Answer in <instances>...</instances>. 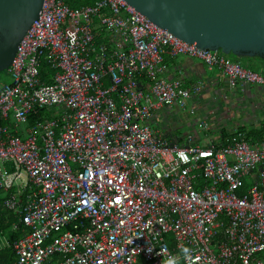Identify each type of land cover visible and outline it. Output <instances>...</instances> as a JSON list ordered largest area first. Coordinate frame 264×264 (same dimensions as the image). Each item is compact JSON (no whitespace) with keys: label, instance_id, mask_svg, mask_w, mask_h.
Returning <instances> with one entry per match:
<instances>
[{"label":"built area","instance_id":"obj_1","mask_svg":"<svg viewBox=\"0 0 264 264\" xmlns=\"http://www.w3.org/2000/svg\"><path fill=\"white\" fill-rule=\"evenodd\" d=\"M164 54L199 59L229 86H264L124 0L42 1L0 85V209L23 227L11 264H264V142L233 130L179 143L151 128L155 110L185 109L201 88L166 78ZM8 240L0 228V249Z\"/></svg>","mask_w":264,"mask_h":264},{"label":"water","instance_id":"obj_2","mask_svg":"<svg viewBox=\"0 0 264 264\" xmlns=\"http://www.w3.org/2000/svg\"><path fill=\"white\" fill-rule=\"evenodd\" d=\"M43 0H0V72ZM154 25L198 48L264 60V0H124Z\"/></svg>","mask_w":264,"mask_h":264},{"label":"crops","instance_id":"obj_3","mask_svg":"<svg viewBox=\"0 0 264 264\" xmlns=\"http://www.w3.org/2000/svg\"><path fill=\"white\" fill-rule=\"evenodd\" d=\"M163 60L166 78L176 77L185 86L200 84L201 88L185 109L171 106L155 110L149 119L151 128L179 143L187 134L194 140L226 142L233 130L242 131L251 146L264 142V86L239 81L229 86L217 68L208 69L196 58L164 54ZM245 61L240 63L244 68L264 74V60ZM202 121L208 130L198 127ZM249 181L246 179V184ZM260 257L264 261V252Z\"/></svg>","mask_w":264,"mask_h":264},{"label":"trees","instance_id":"obj_4","mask_svg":"<svg viewBox=\"0 0 264 264\" xmlns=\"http://www.w3.org/2000/svg\"><path fill=\"white\" fill-rule=\"evenodd\" d=\"M63 3H65L68 7L70 8H79L84 5H90L93 4L96 0H61ZM98 32V31H97ZM100 41L99 35L95 37V42ZM219 53V52H218ZM221 54V53H219ZM224 57L228 58L231 61H235L240 63L242 59H258L257 57H237L231 54H221ZM38 72H39V79L43 82H49L50 80V75L53 73V69L49 66V64L44 60L40 59L38 62ZM36 115L42 116V117H47L49 116V111L42 108V109H37ZM34 115L29 116L30 122ZM12 221H15V218L13 217V214L10 211H7L5 209H0V228L2 229V232L4 234H7V237L9 238L8 242H10L9 246H5L4 248L0 249V264H11L16 261L17 256L13 252L11 248V241L17 237L18 234H21L23 232V227L20 225L18 226L17 230L14 232L9 229V226Z\"/></svg>","mask_w":264,"mask_h":264},{"label":"clouds","instance_id":"obj_5","mask_svg":"<svg viewBox=\"0 0 264 264\" xmlns=\"http://www.w3.org/2000/svg\"><path fill=\"white\" fill-rule=\"evenodd\" d=\"M182 252L185 256L186 259L190 260V251L188 249H182ZM163 264H179L178 262V258L177 257H173V256H169V258L163 262Z\"/></svg>","mask_w":264,"mask_h":264},{"label":"rangeland","instance_id":"obj_6","mask_svg":"<svg viewBox=\"0 0 264 264\" xmlns=\"http://www.w3.org/2000/svg\"><path fill=\"white\" fill-rule=\"evenodd\" d=\"M246 59H242L240 60L241 62L240 63H246L245 61ZM9 82V77H8V74L4 71H1L0 72V85H3L4 83H7Z\"/></svg>","mask_w":264,"mask_h":264}]
</instances>
